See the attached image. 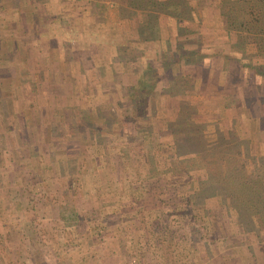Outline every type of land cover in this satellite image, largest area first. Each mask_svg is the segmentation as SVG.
Listing matches in <instances>:
<instances>
[{
	"label": "rangeland",
	"instance_id": "obj_1",
	"mask_svg": "<svg viewBox=\"0 0 264 264\" xmlns=\"http://www.w3.org/2000/svg\"><path fill=\"white\" fill-rule=\"evenodd\" d=\"M0 2H4L6 10L11 6L7 0ZM131 3L135 7V1L131 0ZM12 16L6 12L0 13V184L11 188V196L6 198V202L9 203L8 199L12 201L10 207L0 209L1 264H37L41 258L46 264H63V254H66V264L70 261H75V264H162L160 254L163 250L175 257L176 264H252L250 253L261 255V244L257 240L264 239L263 228L254 231L257 235L241 232L237 211L231 207L225 208L219 195L206 197L199 205L191 202V186L202 178L203 171L201 168L188 172L174 171L172 168L169 157L173 149L167 145L171 137L166 134L164 123L166 107L157 105L156 98L161 96L153 95L152 79L144 82V87L141 80L134 81L130 77L127 83H121L128 75L122 59L124 57L120 54L113 56V50L108 46L91 48L95 50L90 59L87 57L89 52H86L88 47L78 44L79 63L71 66L55 64L56 57L63 56L64 61L72 55L74 57L71 48H61L63 54L58 49H48L47 53H42L44 49L40 48L44 45L38 31L33 34L34 46L27 48L25 43L31 44V33L21 25L17 26L18 37L15 36L12 23L6 24ZM208 27L197 25L201 29ZM217 34L202 31V35L211 36L209 52L215 54L223 53L220 52V44L213 39L220 36H215ZM151 35V31H148L146 40ZM121 47L117 49L124 50ZM151 47L155 48V52ZM151 47L129 48L126 56L134 59V56L142 55V59L148 63L146 67L150 66L156 72L159 70L156 74L160 77L161 61L168 59V55L159 52L157 46ZM252 50V46L247 47L248 52ZM237 56H244L247 61L249 58L247 53ZM108 58L114 61L112 71L113 66L120 65V61L124 63V71L119 73L118 79H114L118 82L113 84L103 82L102 76L96 74H101L100 63ZM44 60L47 64L43 63ZM247 61V77L242 84L235 82L234 77H229L230 74L221 69L222 75L209 69L206 87L200 91L197 89L194 92L191 80L187 81V90L197 95L183 98L175 94L171 102L174 104L178 100L189 99L205 103L211 109L213 107L214 110L202 115L208 143L219 141L243 151L244 145L240 140L243 136L247 137L249 152L240 153L239 156L244 160L246 169L256 173L264 171V167L256 166L262 162L256 157L264 154V77L247 67ZM210 65L211 68L215 67L213 61ZM187 70L192 73L196 68ZM179 82L182 80L178 79ZM136 83L141 95L132 86ZM44 88H49L48 93H61L58 97L63 105H59L58 98L47 94ZM139 96L145 99V111L151 110V115H143L141 120L143 124L149 120L151 127L148 136L143 138L139 136L140 133L132 134L131 121L123 114L124 108L138 104ZM24 107L29 109L25 115ZM56 108L58 111L60 109L58 113L63 114L65 123L60 129L63 141L58 143L57 148L56 143L46 145L43 141L38 142L33 137L37 129H28L23 124L24 116L31 115H38L42 121L44 117L46 123L55 120L53 109ZM18 109L23 110L18 112ZM78 109L81 120L78 117L75 120ZM156 109H161L163 114L156 115ZM71 114L74 117L71 118ZM88 122L96 125V129L92 127L90 130ZM78 124L86 130L78 129ZM55 130L59 131V128L43 126L44 134ZM29 137L32 138L31 142ZM74 141L79 142L80 151L76 147L78 145L70 143ZM60 156L65 157L63 161L59 159ZM187 156L189 154L179 155ZM1 173L4 177H1ZM91 179L103 182L99 186V194L101 201L105 202V208L99 211L100 214L96 213L94 221L89 223L96 227V241L93 244L102 250L97 262L87 251V228L77 226L78 219L76 223L69 224L67 220L52 216L62 221L59 225L41 215L45 206L50 208L44 200L45 193L51 195L46 189L68 191L72 202L79 201L78 198L84 195L77 191L76 186L84 187L90 184ZM79 207L83 209L80 214L88 218V208H83L81 203ZM23 210H33V215L26 217ZM255 218L259 224L258 217ZM130 219L137 225H131L132 229L127 225L126 248L121 253L115 244H110L103 228L108 221L112 220L111 224L117 228L120 222ZM14 235L19 238L22 248V251L19 248L21 254L18 256L17 252L15 255L6 252L15 243V240L8 239ZM188 243L195 246V260L191 258ZM7 254L10 256L8 260Z\"/></svg>",
	"mask_w": 264,
	"mask_h": 264
},
{
	"label": "crops",
	"instance_id": "obj_2",
	"mask_svg": "<svg viewBox=\"0 0 264 264\" xmlns=\"http://www.w3.org/2000/svg\"><path fill=\"white\" fill-rule=\"evenodd\" d=\"M7 1L10 2V8L8 10L4 9V2H0V13L6 12L9 13L10 16L13 15L12 18H10V21H7L6 24L8 25L9 23H12L13 30L15 31V36H17V26L21 27V25H23L25 26L27 31L29 30V33H31L29 36L31 37V44L25 43V46L27 48L30 47L35 41L33 34L35 31H38V34L40 35V37H42V44L44 45L43 48H40L44 49V51L41 50L42 53H47L48 49H58V51L63 54L61 48H71L72 53L75 54L74 57H72V55L71 58L68 57V59H65L64 61L63 56H61L62 58L56 57L54 61L55 64L58 65L65 63L66 65L71 66L72 64L79 63L80 61L78 59V49L80 47L79 45H81V47H88L89 50L86 52H89L87 57H90V59H92V55L94 54L95 50L91 48L108 46L113 50V56L120 54V56L124 57L122 59H124L125 61V72L128 75L125 79L121 80V83H127V78L129 77L134 81L142 80L143 83L147 82L148 79H152V90L154 96L157 95L163 97L166 94L165 91H167L168 86L166 77H158L154 68L148 69L146 67L148 63H146L145 60L142 59V55H136L137 57L134 56V59H129V57L126 56L129 48L142 49L150 48L151 46H157L159 48V52H164L168 55L169 60H174V55L181 53V51H184L185 53L187 52L188 55L186 56V60L183 57H178V61L172 62L170 66V69H172L171 73H174L175 66L176 64H178L180 66L178 67L179 73L183 74L177 75V78L180 79V81L182 80V82H179L181 85L177 83L175 87L176 89L174 94H177L178 97L187 98V96L197 95L187 90L188 80H191L194 92L197 89L200 91L201 89L206 87L207 80L209 78V76H207L209 75V69H211L212 72L216 70L218 72L217 74L220 75H222V70L227 74H230L228 75L229 77H234L233 79L235 82H241L240 84H242L247 77L246 71L248 72V70H246L247 68L245 67V62L247 61L246 58L244 56H234V54L229 55L231 54V51L227 50L230 46V42L228 41V38L223 35V30L219 25V0H134L135 7H133L131 0H121V2L119 3L122 5V14H120L121 10L119 9V7L115 4H112L114 0ZM129 15L132 16L130 17ZM198 24L204 27H209L202 29L197 28ZM124 25L126 26V28L124 27ZM201 30H209L214 34L218 33L220 35L219 37H214L213 39L220 44V52L223 53L215 54L209 52V39H211V36L202 35ZM148 31H151L152 35L148 40H146ZM197 32L201 33L199 34ZM220 32L222 33L220 34ZM218 34L215 36H218ZM154 35L156 37H154ZM82 42L85 44H80ZM33 46L34 45H32V47ZM118 46H122L121 48L124 50L126 48L127 52L124 50H118ZM249 47L251 46L249 45ZM151 48L155 52V48ZM196 49H198V53L192 55V51ZM213 54H215V57L213 56ZM110 56H112V54ZM212 57H214V59ZM211 61H213V63L215 64L214 68H211ZM46 62V60L43 61V63L47 64ZM96 63L97 62H94V64ZM101 63L100 65L102 67L99 69L101 70V74H96L102 76L103 82L111 84L118 82L114 79H118L119 73L121 71H124V63L120 61V65L116 67L113 66V71L111 65L114 64V61H112L111 58H108V60H106L105 62L102 60ZM192 67H195L196 71L189 73L190 71L187 70V68L191 69ZM241 72L243 73V76L241 75ZM71 74H74V72ZM155 80L157 81L155 82ZM51 88L52 87H50V90ZM44 89H46L47 94L51 96L54 95L58 98V100V96L62 95L61 93L59 94L55 92L48 93L49 88ZM44 89H41L40 91H44ZM119 94V90H117V95ZM59 105L63 104L60 102ZM54 109L53 116L55 117V120H51L46 123L44 117V120L42 121V119L38 115L33 117L31 115L30 117L24 116L25 120L23 122L25 123L23 124L26 128L28 127V129H30L29 127H31V129L32 127H34L33 129H37L35 130V132H33V137L37 139L38 142L43 141V144L46 145L51 142L56 143L55 146L57 148L58 143L60 144V142L63 141V133L60 129L65 126V123L63 122L62 118L63 114L58 113L61 112L60 109L59 111L57 108L56 110ZM22 110L23 109H18V112H21ZM26 111L29 112V109L24 107V115ZM155 114L161 116L163 112L161 109H156ZM61 120L62 122H60ZM48 125L49 127L53 126L56 129L59 128V131L55 130V132L44 134L45 131L43 132V126L47 127ZM28 139L29 142H31L32 138L29 137ZM47 139H50V141ZM79 142L81 141L79 140ZM79 142L74 141L70 143L74 146L78 145L76 147L77 149H79L78 151H80ZM55 158L58 157L55 156ZM64 158V156L59 157V159H61L62 161ZM1 177H4L2 173ZM91 180L90 184L85 185L84 187L80 185L76 186L77 191L85 197L82 196L84 197L82 198L80 196L81 198H78L79 201L75 200L73 201V204L75 210H77L76 214L77 219L79 220L76 225L81 227L86 226L87 229L85 230V233L88 234L87 251H89L92 257L94 256L96 260L98 259V256L102 252V250L101 248L93 244L96 241V227L92 225L90 226V224L91 221H94L93 218L96 217V213L100 214L99 211L105 208V202L101 201V194H99V186L103 182L92 180L91 184ZM109 186L110 189H112L111 184H109ZM10 191L11 188H8V185L0 184V209H3L4 207H10V205H12V201H10L9 199V203L6 202V198H9V196H11L9 195ZM79 203H81L83 208H88V218H85L83 214H80V212L82 213L83 209H80L81 207H79ZM23 211L26 217L33 215V210ZM41 215L50 218L51 222L55 224L58 223L60 225V223H62L61 220L52 218L51 210L48 206H45L44 212H42ZM111 222L112 220L106 222L107 226H104L103 231L106 235V238L110 240V244H115L119 252L121 251V253H124V250L126 248L127 232H129L127 231L126 227L128 225V227H131L132 229V226H134V224L137 225V223H134L133 219L123 220L119 223L118 227L115 228V224H111ZM140 224L142 223L140 222ZM8 239L9 241L15 240V243L12 247L9 246L10 249L8 247V250L6 252H8V254L12 253L13 255H15L17 252V256L21 254V252L19 251V238L14 235ZM4 246L6 245L4 244ZM20 249L22 251V248ZM3 250H5V247ZM8 254L6 260L10 259V254ZM64 256H66V254H63V264H66L65 262L67 261V259H65ZM70 262H68V264H75V261L72 263ZM34 264H36V262Z\"/></svg>",
	"mask_w": 264,
	"mask_h": 264
},
{
	"label": "trees",
	"instance_id": "obj_3",
	"mask_svg": "<svg viewBox=\"0 0 264 264\" xmlns=\"http://www.w3.org/2000/svg\"><path fill=\"white\" fill-rule=\"evenodd\" d=\"M117 1L114 0L112 4L118 6L121 10L120 14H122V5ZM219 16L223 35L231 42V47L227 50L232 51L231 53H234L235 56L249 54L246 66L264 77V0H219ZM249 45L253 47L251 52L247 51ZM197 53L198 49L192 51V55ZM187 55V52L181 51L174 55V60L165 58L164 61H161V76L166 77L168 88L163 98H156L158 106L166 107L164 123L166 134L171 137L167 145L173 149L169 157L172 168L174 171L184 170L187 172L201 168L202 178L193 182L191 186L193 188V193L190 196L191 202L199 205L206 197L219 195L225 208L231 207L237 211L239 230L255 234L254 231L264 229V171L256 173L248 171L244 166V160L239 156L240 153L247 154L249 152V139L244 136L241 138L240 143L244 145L243 151L239 147L231 148L219 141L208 143L203 131L202 115L214 110L213 107L211 109L205 103L189 99L178 100L174 104L171 102L178 83L176 76L183 75L179 73L178 64L175 66V72L171 73V63L178 61V57H183L186 60ZM149 68L151 67L149 66ZM156 68L158 69V67ZM141 83L144 87L142 80ZM138 85L136 83L132 86L137 88V92L141 95ZM140 97L138 104L124 108L123 114L131 121L132 134L140 133L142 136H139L143 138L148 136L151 127L149 120L144 124L141 120L143 115H151V110L145 111V99ZM80 113L78 109L75 120L82 119ZM70 117L74 116L71 114ZM95 126L88 122L87 127L90 130L92 127L96 129ZM78 129L85 128L78 124ZM182 154H189V156L179 157ZM256 159L262 161L256 166L264 167V154ZM46 190L51 193L50 195L47 192L44 196L45 202L50 205L51 215L67 220L69 224L76 223L77 214L69 192L60 189ZM255 216L258 217L259 224L256 223ZM257 242L261 244V255L257 256L255 252H251L252 254L249 255L251 263L263 262L262 264H264V239H259ZM187 245L191 250V258L195 260V246L189 243ZM248 248L250 249V246ZM160 255L162 264H176L175 257L166 251L163 250ZM37 264H46V262L41 258Z\"/></svg>",
	"mask_w": 264,
	"mask_h": 264
}]
</instances>
